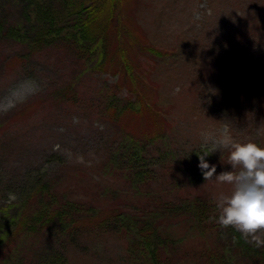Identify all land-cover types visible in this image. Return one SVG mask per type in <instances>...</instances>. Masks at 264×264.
<instances>
[{"label": "rangeland", "instance_id": "374dc122", "mask_svg": "<svg viewBox=\"0 0 264 264\" xmlns=\"http://www.w3.org/2000/svg\"><path fill=\"white\" fill-rule=\"evenodd\" d=\"M130 1L129 23L169 52L165 61L138 60L155 117L122 121L116 107L136 96L110 66L100 70L61 46L29 53L0 41V264H51L54 252L66 264H141L130 245L140 240L136 220L175 242L158 264H210L214 237L162 207L200 197L216 205L230 192L198 167V154L225 131L264 147V0ZM130 141L146 149L142 161H127ZM228 156L220 147L205 159L218 175L231 170ZM45 182L56 200L89 206V218L72 235L58 223L29 234L27 222L12 233ZM240 250L230 251L232 264H248L264 246Z\"/></svg>", "mask_w": 264, "mask_h": 264}, {"label": "trees", "instance_id": "16d2710c", "mask_svg": "<svg viewBox=\"0 0 264 264\" xmlns=\"http://www.w3.org/2000/svg\"><path fill=\"white\" fill-rule=\"evenodd\" d=\"M130 10H135L130 0H0V41H14L25 45L24 49L29 53L45 50L50 46H61L80 61L92 60L100 70L110 66L114 71L125 75L128 80L125 82L126 87L136 96L134 102L126 100L119 104V108L116 107L120 118L124 117L122 121L129 117L141 119L143 115L155 117L156 114L147 102L149 94L143 77L145 70L138 60L149 57L151 60L157 58L165 61L169 52L162 51V47H157L142 31L134 29L129 23L133 15L129 13ZM10 14L17 19L10 20ZM138 100H143V103H136ZM142 105L148 109H142ZM112 108H115L112 103L107 106V109ZM137 145L139 144L131 142L133 152L127 157L128 162L131 158L136 162L142 161L146 149H137ZM140 174L137 176L142 177ZM47 186L51 191L49 182L34 190L36 206L33 212L24 209L11 225L12 233L22 232L28 222L29 234L38 233L58 223L60 228L68 229L72 235L71 229L74 230L89 218V206L56 200L54 191L49 192ZM215 206L206 198L200 197L191 206H171L165 203L162 215L176 216L180 213V216L196 222L201 234L214 237L217 242L209 250L210 254L206 255L208 262L232 264L230 251L241 249L244 253L249 249L250 243H246L232 227L221 228L215 222L218 219ZM113 223L122 226L124 221L117 216L113 218ZM134 225L140 240L130 241V245L137 246L135 252L142 254L141 264H158L159 251L164 248L172 249L175 242L147 221L136 220ZM254 252L257 253L258 250ZM55 254L58 253L51 254V264H66L59 261ZM255 259L259 264H264V253L260 252L257 257L250 256L248 264H254Z\"/></svg>", "mask_w": 264, "mask_h": 264}, {"label": "clouds", "instance_id": "9594fccd", "mask_svg": "<svg viewBox=\"0 0 264 264\" xmlns=\"http://www.w3.org/2000/svg\"><path fill=\"white\" fill-rule=\"evenodd\" d=\"M223 147L229 150L230 171L216 174V165H210L205 157ZM198 154L199 164L206 181L215 180L231 186L228 194H221L216 202L221 228L232 227L246 243L264 246V147L249 140L239 142L225 131L213 142L209 151ZM9 199L16 195L9 193Z\"/></svg>", "mask_w": 264, "mask_h": 264}]
</instances>
